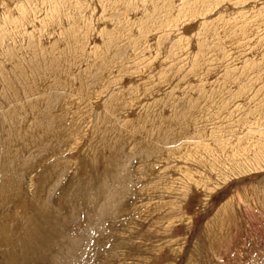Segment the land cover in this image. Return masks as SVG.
<instances>
[{"label": "rangeland", "instance_id": "1", "mask_svg": "<svg viewBox=\"0 0 264 264\" xmlns=\"http://www.w3.org/2000/svg\"><path fill=\"white\" fill-rule=\"evenodd\" d=\"M0 264H264V0H0Z\"/></svg>", "mask_w": 264, "mask_h": 264}]
</instances>
